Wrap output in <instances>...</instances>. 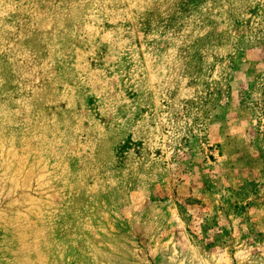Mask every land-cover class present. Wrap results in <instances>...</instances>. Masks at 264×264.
Returning <instances> with one entry per match:
<instances>
[{"label": "rangeland", "instance_id": "rangeland-1", "mask_svg": "<svg viewBox=\"0 0 264 264\" xmlns=\"http://www.w3.org/2000/svg\"><path fill=\"white\" fill-rule=\"evenodd\" d=\"M0 264H264V0H0Z\"/></svg>", "mask_w": 264, "mask_h": 264}]
</instances>
